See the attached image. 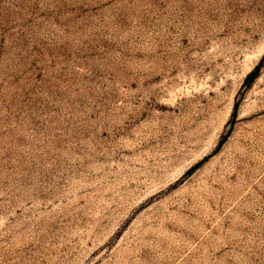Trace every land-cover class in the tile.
<instances>
[{
  "label": "rangeland",
  "instance_id": "rangeland-1",
  "mask_svg": "<svg viewBox=\"0 0 264 264\" xmlns=\"http://www.w3.org/2000/svg\"><path fill=\"white\" fill-rule=\"evenodd\" d=\"M0 264H264V0H0Z\"/></svg>",
  "mask_w": 264,
  "mask_h": 264
}]
</instances>
